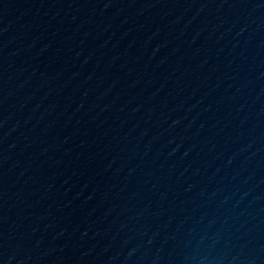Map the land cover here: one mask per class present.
Returning <instances> with one entry per match:
<instances>
[{
	"label": "water",
	"instance_id": "water-1",
	"mask_svg": "<svg viewBox=\"0 0 264 264\" xmlns=\"http://www.w3.org/2000/svg\"><path fill=\"white\" fill-rule=\"evenodd\" d=\"M0 264H264V0H0Z\"/></svg>",
	"mask_w": 264,
	"mask_h": 264
}]
</instances>
